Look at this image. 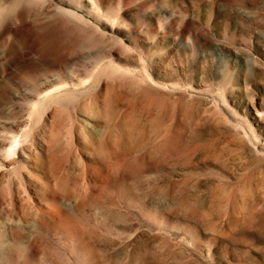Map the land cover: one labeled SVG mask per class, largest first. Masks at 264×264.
<instances>
[{"label":"rangeland","instance_id":"obj_1","mask_svg":"<svg viewBox=\"0 0 264 264\" xmlns=\"http://www.w3.org/2000/svg\"><path fill=\"white\" fill-rule=\"evenodd\" d=\"M0 17V264H264V0Z\"/></svg>","mask_w":264,"mask_h":264},{"label":"clouds","instance_id":"obj_2","mask_svg":"<svg viewBox=\"0 0 264 264\" xmlns=\"http://www.w3.org/2000/svg\"><path fill=\"white\" fill-rule=\"evenodd\" d=\"M4 22L5 21H4L3 17H0V25H2Z\"/></svg>","mask_w":264,"mask_h":264},{"label":"bare ground","instance_id":"obj_3","mask_svg":"<svg viewBox=\"0 0 264 264\" xmlns=\"http://www.w3.org/2000/svg\"><path fill=\"white\" fill-rule=\"evenodd\" d=\"M15 143H16V142H15ZM14 145H17V144H14ZM14 145H13V146H14ZM10 147H12V146H10ZM10 151H11V150H10ZM8 152H9V151H8ZM14 152H15V151H14ZM9 153H12V152H9ZM12 154H13V153H12Z\"/></svg>","mask_w":264,"mask_h":264}]
</instances>
